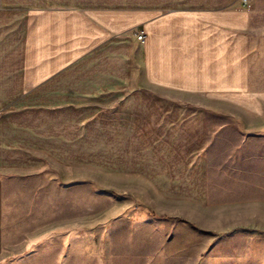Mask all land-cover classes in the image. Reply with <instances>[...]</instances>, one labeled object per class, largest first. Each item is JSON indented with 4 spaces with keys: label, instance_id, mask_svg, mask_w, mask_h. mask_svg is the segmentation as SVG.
I'll use <instances>...</instances> for the list:
<instances>
[{
    "label": "crops",
    "instance_id": "crops-1",
    "mask_svg": "<svg viewBox=\"0 0 264 264\" xmlns=\"http://www.w3.org/2000/svg\"><path fill=\"white\" fill-rule=\"evenodd\" d=\"M249 1L0 0V168L49 158L213 194L209 114H264Z\"/></svg>",
    "mask_w": 264,
    "mask_h": 264
},
{
    "label": "rangeland",
    "instance_id": "rangeland-1",
    "mask_svg": "<svg viewBox=\"0 0 264 264\" xmlns=\"http://www.w3.org/2000/svg\"><path fill=\"white\" fill-rule=\"evenodd\" d=\"M252 13L251 86L264 91V0ZM222 110L204 153L213 194L199 199L49 158L0 168V264H264V114Z\"/></svg>",
    "mask_w": 264,
    "mask_h": 264
},
{
    "label": "built area",
    "instance_id": "built-area-1",
    "mask_svg": "<svg viewBox=\"0 0 264 264\" xmlns=\"http://www.w3.org/2000/svg\"><path fill=\"white\" fill-rule=\"evenodd\" d=\"M242 1H243V4L247 7V9H251V3L249 0H242ZM137 39L142 43L144 42L145 34L143 31H140L139 33H137Z\"/></svg>",
    "mask_w": 264,
    "mask_h": 264
}]
</instances>
